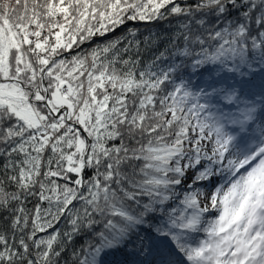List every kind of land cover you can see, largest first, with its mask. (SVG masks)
<instances>
[{"label": "snow or ice", "instance_id": "1", "mask_svg": "<svg viewBox=\"0 0 264 264\" xmlns=\"http://www.w3.org/2000/svg\"><path fill=\"white\" fill-rule=\"evenodd\" d=\"M0 264H264V0H0Z\"/></svg>", "mask_w": 264, "mask_h": 264}]
</instances>
